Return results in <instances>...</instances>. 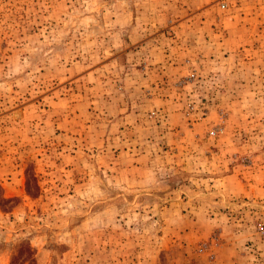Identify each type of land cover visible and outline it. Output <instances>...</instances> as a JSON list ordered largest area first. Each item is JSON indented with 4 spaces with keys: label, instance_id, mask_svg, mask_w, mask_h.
Returning <instances> with one entry per match:
<instances>
[{
    "label": "rangeland",
    "instance_id": "rangeland-1",
    "mask_svg": "<svg viewBox=\"0 0 264 264\" xmlns=\"http://www.w3.org/2000/svg\"><path fill=\"white\" fill-rule=\"evenodd\" d=\"M0 264H264V0H0Z\"/></svg>",
    "mask_w": 264,
    "mask_h": 264
}]
</instances>
